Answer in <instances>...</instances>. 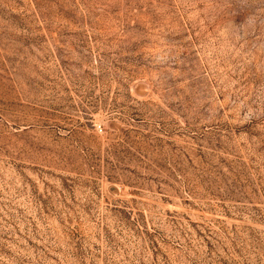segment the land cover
Returning <instances> with one entry per match:
<instances>
[{
	"label": "rangeland",
	"instance_id": "1",
	"mask_svg": "<svg viewBox=\"0 0 264 264\" xmlns=\"http://www.w3.org/2000/svg\"><path fill=\"white\" fill-rule=\"evenodd\" d=\"M0 264H264V0H0Z\"/></svg>",
	"mask_w": 264,
	"mask_h": 264
}]
</instances>
